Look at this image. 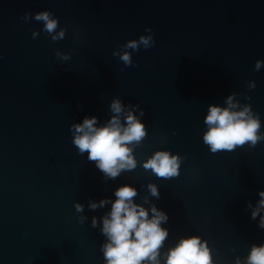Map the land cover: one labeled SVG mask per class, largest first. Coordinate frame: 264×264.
I'll return each mask as SVG.
<instances>
[{
	"label": "water",
	"instance_id": "obj_1",
	"mask_svg": "<svg viewBox=\"0 0 264 264\" xmlns=\"http://www.w3.org/2000/svg\"><path fill=\"white\" fill-rule=\"evenodd\" d=\"M42 10L58 19L63 39L53 42L42 30L34 18ZM149 27L155 44L133 51L135 66H125L113 52ZM258 59L264 0H0V264H104L99 220L111 205L88 204L114 200L124 183L137 189L135 202L147 199L168 213L164 250L197 234L214 264L243 259L264 242L259 217L247 209L264 189V141L211 153L203 118L209 104L224 105L235 93L259 114L264 132ZM115 97L138 105L137 114L143 109L147 135L131 146L135 169L110 179L78 153L69 128L86 115L106 122ZM161 149L182 157L177 177L143 168Z\"/></svg>",
	"mask_w": 264,
	"mask_h": 264
},
{
	"label": "clouds",
	"instance_id": "obj_2",
	"mask_svg": "<svg viewBox=\"0 0 264 264\" xmlns=\"http://www.w3.org/2000/svg\"><path fill=\"white\" fill-rule=\"evenodd\" d=\"M27 15V14H25ZM37 21L43 22V31L48 33L53 42L63 39V29L57 31L59 21L48 10L35 13ZM23 19V17H22ZM138 39H130L121 45V51H114L125 66L134 65L132 52L140 48L148 49L155 44L154 32L145 28ZM36 33H33V38ZM132 50V51H129ZM56 56L68 60V54L57 50ZM264 67V60H256L254 70ZM254 80L248 81V89H254ZM235 93L227 96L224 105L209 104L203 123L206 126L202 140L211 153L220 150L233 151L238 146L248 144L255 146L264 141L261 131V119L254 113L250 104L241 106L235 100ZM250 99V97H245ZM112 115L100 123L95 115L85 116L80 122L70 125L72 144L79 154L87 153V160L95 163V167L105 177L115 179L124 171L136 167L132 145L139 144L147 135L143 109L137 114L138 105H126L118 97L109 104ZM182 157L168 150H157L143 163V168L159 178H173L180 174ZM152 197L160 198L159 187L154 183L148 184ZM137 189L129 184L119 185L113 192L115 199L105 197L99 201L90 200L91 210L110 204V209L100 217V233L103 242L100 250L104 264H214L212 250L206 239L193 234L181 236L176 242L165 249L169 237V229L164 225L169 220L168 213L145 199L144 203L135 202ZM255 204H247L250 218L257 220L259 229L264 230V189L258 191ZM149 204V207H145ZM77 212L84 211V205L74 204ZM86 217L81 216L80 221ZM92 227H97L98 220L92 218ZM235 264H264V242L253 243L248 254L241 259L237 257Z\"/></svg>",
	"mask_w": 264,
	"mask_h": 264
}]
</instances>
